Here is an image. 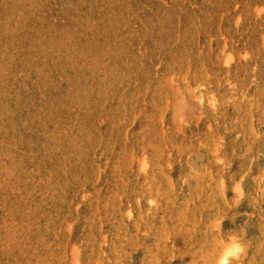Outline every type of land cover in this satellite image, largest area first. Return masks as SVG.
Masks as SVG:
<instances>
[{"label": "rangeland", "instance_id": "obj_1", "mask_svg": "<svg viewBox=\"0 0 264 264\" xmlns=\"http://www.w3.org/2000/svg\"><path fill=\"white\" fill-rule=\"evenodd\" d=\"M218 219L264 264V0H0V264H214Z\"/></svg>", "mask_w": 264, "mask_h": 264}, {"label": "clouds", "instance_id": "obj_2", "mask_svg": "<svg viewBox=\"0 0 264 264\" xmlns=\"http://www.w3.org/2000/svg\"><path fill=\"white\" fill-rule=\"evenodd\" d=\"M224 221L225 219H218L212 223V231L221 233L214 264H240L246 253V246L241 235L231 234L227 237L222 235Z\"/></svg>", "mask_w": 264, "mask_h": 264}]
</instances>
